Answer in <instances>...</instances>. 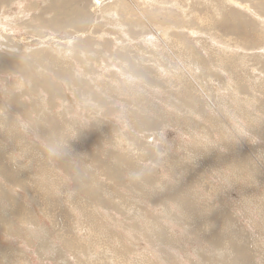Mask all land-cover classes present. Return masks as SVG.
<instances>
[{
  "label": "rangeland",
  "instance_id": "rangeland-1",
  "mask_svg": "<svg viewBox=\"0 0 264 264\" xmlns=\"http://www.w3.org/2000/svg\"><path fill=\"white\" fill-rule=\"evenodd\" d=\"M49 1L87 13L94 6ZM49 1L0 0V34L14 44L25 39L8 48L11 55H49L47 49L73 63L90 93L77 99L51 74L52 90L31 91L18 72L0 69L2 263L264 264V47L249 38L235 44L222 22L241 14L248 29L264 34V0H174L183 7L172 5L173 14L199 29H179L192 59L129 25L145 21L134 17L131 1L142 11L152 1L104 7L78 28L101 52L84 57L103 64L89 62L88 75L70 52L62 55L73 27H46ZM41 40L46 45H37ZM118 53L129 54L134 75L120 68ZM13 95L34 103L10 105ZM141 120L149 124L140 128ZM52 125L56 136L44 137ZM112 163L120 172L109 176L103 169ZM11 173L20 177L15 185L6 179Z\"/></svg>",
  "mask_w": 264,
  "mask_h": 264
},
{
  "label": "bare ground",
  "instance_id": "bare-ground-1",
  "mask_svg": "<svg viewBox=\"0 0 264 264\" xmlns=\"http://www.w3.org/2000/svg\"><path fill=\"white\" fill-rule=\"evenodd\" d=\"M17 1H20V0H17ZM109 1L110 0H107V1L105 0V2H101V0H94L93 9L90 10L88 13L86 12L85 8H83V7L81 8L79 6H76L75 3L73 5L71 2L68 5L65 2L58 3L57 5H54L53 3H51V6H50V1H49V11L51 13V16L46 21L45 25L52 32H59L63 29L73 27V29L69 30L71 32L70 33L71 35H70L68 41H66L68 43H65V44L70 46L69 51H67V49H64V52L62 53V55L64 56V55H66L67 52H68V54L70 52V55H72L77 60L80 67L83 68V70L86 72V75H88L87 73H91V71L94 70L93 69L94 66L88 64L89 62L91 63L92 60L94 61V65L97 64V66H99V67L103 68V66H101L103 64L101 63L102 61H100L99 59L92 58L90 61L91 57H88L86 59H84V57H86L87 54L98 56L101 52L97 51L98 48L96 49V42H94L91 38H88V37L79 38V36H82V35L77 34V33L81 32L80 30H78V28H83L86 24H90L92 22V20L94 21L97 13L100 10H102L104 7H107V11H117L116 7L113 4H122L124 7H129L127 4V1H125V0H122V2H121V0H111L110 2ZM151 1L154 4H152V3H150V4H152L155 8L154 7H151L150 9L148 8L147 11H146L145 7H144L143 11L138 9L134 5L135 3L133 2L134 3L133 4L131 1L132 6L134 8H136V10H138L137 11L138 13L135 12L133 14L134 17L140 18V16H141V18L144 19L145 21L143 23L138 19H133V20L129 21V25L135 26V28H138L139 32H141V33L143 32L146 35H151V33H154L155 37H157L161 43H164L163 44L164 46H166L168 48H172L173 50L176 51V53L178 55L180 54L181 57L184 59H192L193 53H194V51L192 50L193 47H192L191 43L187 40L186 35L182 32H179V29H188V30H190L191 33H194V31H193L194 28L197 31H199V29L195 27L196 23L194 20H191L190 21L191 25L189 27H187L185 25V21L180 18L179 11H176V15H175V14H173V11H172L173 9H170V7L172 5L179 9L180 7H183V4L179 1V4L181 3L182 5H177L173 2L174 0H142L141 2L147 3L146 5L150 6L149 2H151ZM211 1L213 4L214 1L218 2L220 0H211ZM107 3H109V4H107ZM172 3H174V4H172ZM166 4H170V6L166 7ZM104 5H106V6H104ZM54 8H56V9L53 10ZM225 17H226L225 19H222V22L225 21V24H227L229 26L228 31L231 34H229L228 36L230 37V39L234 40V43L235 42L236 43L243 42V40H241V39H244V41H247L249 38L250 43H252L253 45L259 43L260 47H264L263 46L264 34L258 33L255 30V28L254 29H252V28L248 29V23L244 20V18L241 14H240V17L236 13H232L229 16L226 15ZM127 22H128V20L126 17L122 21V23L126 24ZM23 24H21V25L27 26L26 23H23ZM146 25L149 27L148 29H146V27H145ZM173 29H176V31H172ZM177 29H178V32H177ZM11 30H12V28H11ZM30 31H32V30H30ZM4 32H6V31H4ZM210 33H211V31H210ZM250 34H253L254 37H250L249 36ZM0 36L4 37L3 39L6 42V44H2L0 42V50H1L0 54L3 53L5 55L4 57H0V69L1 68L6 69L9 73L18 72L21 77H23L26 81L30 82V86H33L30 89L31 91H35V90L40 89V90H42V92L47 93V91L52 90V88H51V87H53L52 82H54L52 78H53V76H55L57 79H59V81L63 82L64 85L68 89H70V91L77 97V99H79L80 96H86V93H88V94L90 93L89 89L85 86L84 81L77 79V77L75 76L74 67L72 66L73 63H71L65 59H59L56 57L51 58L50 53L47 51V49H44V50L49 55H47V54L41 55L40 52H36V53H33L29 57L25 56V59H24L23 55H17V56H14L15 54L11 55L10 53H12V52H9L8 48H10L13 45H16L18 43L26 44L25 39L24 38H18L17 39L18 43L14 44L12 38L8 34L2 33V34H0ZM146 37H145V39H148ZM210 37H212L213 40L216 39V37L213 35H211ZM166 39H168V41ZM169 40H170V43H172V45L169 43ZM220 40H222V39H220ZM54 41L55 40H53V42ZM218 41L219 40H217L216 42L218 43ZM248 41L246 43H248ZM33 42H35V41L32 40L31 42H28V44H32ZM40 42L41 43H39L37 45H46L45 44L46 42H44L43 40H41ZM53 42H51V43H53ZM59 43H61V42H58V43L54 42L55 45H57ZM220 43H222V42H220ZM101 44L106 51L110 50V49H108L109 44L107 42L101 43ZM226 45H227V43H226ZM230 46H231V48L233 47L232 45H230ZM42 47H44V46H42ZM234 47H236V46H234ZM237 47H239V45H237ZM4 52H6V53H4ZM171 52L175 56L173 51H171ZM127 53H122V54L118 53V56H115V57H117L116 59L121 58L120 59V68L122 70L127 71L130 75H134V71L137 70V65L133 63L131 57ZM58 54H59V52H58ZM92 57H94V56H92ZM217 58L218 57H214V59H217ZM242 59L244 60V58H242ZM54 62L56 63V65ZM261 64L263 66L262 69L264 71V63H261ZM104 65H105V63H104ZM107 65H109V64H106V66ZM110 65H112V64H110ZM229 65L233 68L237 67L234 63L229 64ZM234 69H236V68H234ZM112 73H115V72L111 71V74ZM50 74L53 76L47 77V75H50ZM237 75H238V73H237ZM240 75L241 74H239L238 76H240ZM78 78H80V76H78ZM242 82H244V81H242ZM6 95H8V94H6ZM62 96H64V94H62ZM12 97L15 100L12 99L11 101H9L10 105H27V104H29V103L24 104L23 102H19L18 99L15 98V97H17L15 95H13ZM92 97L95 98L94 95H92ZM63 99H64V97H63ZM8 100H9V98H8ZM7 103L8 102H6V104ZM33 103H34V101H31V103L29 105H32ZM148 124L149 123L146 122L145 120H141L138 122V126L140 128H143V126H147ZM44 126H46V124ZM52 129L48 128L47 131H49L50 134L44 133L43 136L48 137L49 139L53 138L54 135L56 136V133L59 131V129L57 128V126H53V125H52ZM116 164L112 163V165L110 167L106 166L107 168H105V166H104L105 169H103V170L105 171L106 174H108L109 176H112L111 173L120 172ZM19 178H20L19 176L14 175L12 173L6 177V179L8 181L14 183V185L19 182ZM83 190L88 192L90 195L94 194V192L91 189L84 188ZM95 193H96V195H94V196L97 197L98 196V190ZM92 198H94V197L92 196ZM97 198H94V199H97ZM17 206L19 207L18 213H17V218L21 219L23 217V212L21 211V206L19 203L17 204ZM20 211H21V213H20ZM214 241H215V243H217L216 239ZM0 264H5V263H2V259H0Z\"/></svg>",
  "mask_w": 264,
  "mask_h": 264
}]
</instances>
